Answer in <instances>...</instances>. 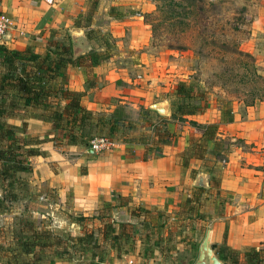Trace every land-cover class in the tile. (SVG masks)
<instances>
[{
	"label": "rangeland",
	"instance_id": "1",
	"mask_svg": "<svg viewBox=\"0 0 264 264\" xmlns=\"http://www.w3.org/2000/svg\"><path fill=\"white\" fill-rule=\"evenodd\" d=\"M149 1L153 6L152 10L141 14L140 18L148 32L146 48L140 52H143L142 58L149 64L155 83L147 85L148 88L143 93L145 97H140L143 98L142 103L101 102L98 111L92 113L95 116H106L119 109L123 119L129 122L137 118L140 109L150 110L149 106L153 103H166L168 114L160 116L163 118L160 123L163 129L173 133L175 141L183 136L187 147L190 139L199 136V131L206 125L203 122L217 124L214 137L206 144L201 159L192 158L190 163L191 159L180 158L182 151L177 154L182 167L193 166L186 194H177L161 207L128 197L118 200L115 196L108 206L101 202L92 213L81 215L85 219L77 225L74 221L79 214L68 213L69 192L58 187L41 191L14 175L12 192L17 195V203L0 200V256H7V260L0 258V264H52L53 254L60 250L75 257L77 264H108L113 255L126 264H189L197 254L204 231L211 228L215 216L221 215L224 199L218 194L217 175L226 160H238L241 164H247L251 160L264 159V104L260 101L261 93L258 91L262 88L264 90V0H203L201 3L196 0H172L181 2L182 8L189 14L171 21L165 20L170 8L167 0ZM208 2L213 3L212 8H209ZM189 3L196 4L197 8H204L206 12L210 10V15L208 12L206 14L207 22L197 18L195 7L188 6ZM107 22L104 14L95 21L91 19L92 27L84 31L87 33L86 43L81 45L85 47V51L88 48L87 52H97L103 61L118 53L113 40L106 33L108 31L104 29ZM209 36L214 38L213 44L202 46ZM220 42H224V47L217 45ZM67 43L65 40V44ZM0 47L10 50L4 42L0 43ZM98 47H102L103 51H96ZM244 64L248 68H243ZM14 66L17 71L22 68L20 65ZM236 71L246 76V86L237 83ZM131 76L137 81L136 87L139 86V81L145 80L136 78L134 71ZM146 80L147 84L151 82L150 79ZM180 82L186 88H193L195 92L205 93L209 106L203 113L172 117L174 106L178 104L176 88ZM220 84L223 86L220 87ZM136 97L139 98L137 95ZM249 101L252 104L247 106ZM184 102L186 103L185 100ZM191 102L198 101L194 99ZM180 103L183 101H179ZM224 104L230 110L229 123H220V111L225 108ZM10 111H15L13 120L0 119V130H4L2 124L7 123L15 127L14 138H38L43 133L31 130L25 135L20 134L23 119L39 116L37 105L27 103ZM199 115L204 120L200 123L194 121ZM151 129L143 126L146 134H152ZM53 136H57V132L51 135ZM119 138L116 135L111 142L120 141ZM152 140L153 136L150 142ZM65 142L64 140L62 144ZM69 146L77 149L69 151ZM57 148L63 149L62 154L68 158L74 152L84 155L86 151L81 145ZM199 175L204 177L202 188L194 186ZM5 184L0 187V194H6ZM32 199L36 203L30 202ZM24 206L36 210L35 213H25L24 217L32 221L38 243H52L56 241L54 238L60 240L59 247L35 248L34 260L21 255L13 259L20 247H7L14 223L12 214ZM27 238H30L29 233H23L22 239ZM252 253L254 252L247 254ZM58 255L63 259L66 256L62 253ZM228 255L229 262H236L237 254ZM261 255L263 259L264 253ZM261 264H264L263 260Z\"/></svg>",
	"mask_w": 264,
	"mask_h": 264
},
{
	"label": "crops",
	"instance_id": "2",
	"mask_svg": "<svg viewBox=\"0 0 264 264\" xmlns=\"http://www.w3.org/2000/svg\"><path fill=\"white\" fill-rule=\"evenodd\" d=\"M87 4L88 0H0V11L14 23V29L7 34L8 40L4 43L10 50L20 52L29 49L42 54L48 44H65L66 37L74 34L81 46L86 43L85 29H90L92 25L87 28L75 27L73 21L84 14ZM152 8L149 0L96 1L92 20L104 14L108 21L104 29L108 31L106 33L113 40L118 53L90 69L70 65L65 68L67 79L64 87L81 93L82 102L89 111H98L101 102L142 103L143 98L140 97H145L143 93L147 85L155 83L149 64L142 58L143 52H140L146 48L148 39L146 26L140 20L141 14L150 12ZM110 10L121 16L112 17ZM59 50L57 48L56 52ZM96 51L101 52L103 48L98 47ZM133 71L136 78H145L138 82V87L131 76ZM146 79L151 82L147 84ZM194 119L198 123L204 121L201 115ZM22 121L26 123L27 133L31 130L42 131L38 139L44 141L37 145L42 155L31 156L27 160L31 171L18 172L16 177L25 179L41 191L58 187L69 192L68 213L87 215L99 203H110L115 196L143 203L152 202L161 207L177 194H186L189 188V173L193 166L182 167L177 155L187 147L183 136L171 145L162 146L161 158H153L148 153L143 160L142 145H125L120 141H113L111 148L99 154L89 153L86 149L84 155L74 152L68 158L62 154L63 149L47 141L55 132L49 124L39 116ZM68 149L77 148L69 146ZM80 168H83V173H80ZM217 177L218 194L224 199L223 208L221 215L212 219L211 228H207L211 232L210 244L215 246L212 250L213 254L215 251L214 256L221 264H250L247 253L253 251L258 255L256 264H261L264 261V256L261 258L264 253V159L251 160L247 164L228 159ZM18 214L19 211H16L12 216ZM8 241L7 247H14L13 241ZM230 253L237 254L236 262L228 261ZM27 257L34 260L36 256ZM0 258L7 260L4 255ZM52 259V264H77L78 261L69 255L63 259L53 254ZM251 262L254 264V260ZM108 264L126 263L113 255Z\"/></svg>",
	"mask_w": 264,
	"mask_h": 264
},
{
	"label": "trees",
	"instance_id": "3",
	"mask_svg": "<svg viewBox=\"0 0 264 264\" xmlns=\"http://www.w3.org/2000/svg\"><path fill=\"white\" fill-rule=\"evenodd\" d=\"M96 1L88 0L84 14L73 21L75 27L87 28L91 25ZM167 1L170 8L165 20L171 21L189 14V12H185V9L182 8L181 2ZM188 1L190 2L191 0ZM196 1L198 3L203 2V0ZM208 3L209 8H212L213 3ZM188 6L195 7L197 18L202 19L203 22H207L206 14L208 12L210 15V10L206 12L200 6L197 8L196 4L189 3ZM181 10L182 12H179ZM109 15L117 18L121 16L119 13L113 14L111 10L109 11ZM176 24L182 25L180 22ZM66 40L67 44H63V42L56 45L48 44L42 54L33 53L29 49L19 52L0 47V119H12L16 107L33 103L38 106L40 119L49 124L53 131L57 132V136L50 137L47 140L51 141L54 147L81 145L88 149L89 142L93 139L105 138L111 141L114 136L119 135L120 142L125 145L139 144L143 146V160L146 159L148 153H151L153 158H161L163 155L160 152V148L171 145L175 141V136L172 132L163 129V125L160 123L163 118L158 114L148 109H140L137 112V118L129 122L123 119V114L119 109L111 111V114L106 116H95L85 108L81 99V93L70 91L64 87L67 79L65 74L67 65L90 69L97 66L100 61H103L99 54L93 50L73 57L70 38L67 36ZM213 41L214 38L209 36L208 40H205L201 45L213 44ZM217 45L224 47V42H220ZM57 48H60L59 52H56ZM246 56L249 57L248 55ZM14 65H20L22 68L17 71ZM242 67L248 68L247 64H244ZM249 70L254 71L253 69ZM235 75L239 85L246 86L248 84V80L243 73L236 71ZM254 76L258 78L256 74ZM185 86L183 82L177 85L176 97L178 104L174 106L172 117L177 116L181 118L182 116H190L196 113L201 114L209 106L205 93L195 92L193 88H186ZM222 86L223 84H220V87ZM12 91L13 94H11ZM258 91L261 93L260 101L264 104V90L262 88ZM194 99L198 102L190 103ZM179 101H183L185 104H179ZM251 104L252 101H249L247 106ZM230 121V110L225 105V108L220 111V123H229ZM152 123L154 124L151 125ZM143 126L151 127L152 134L150 132L146 134ZM2 127L4 130H0L3 131V133H0V187L3 186V183H6V194H0V200L17 203V195L12 192L15 183L14 175L16 176L18 172L26 173L31 171L27 160L31 156L42 155L37 149V145L44 140L24 137L14 138V126L4 123ZM216 128L217 124L204 125L201 131H199V136L190 139L189 146L182 151L180 158L182 160L201 159L206 144L212 141L214 137ZM20 134H26V123L24 121L20 124ZM151 136L154 137V140L150 142ZM64 140L66 142L62 144ZM83 172L80 171V173ZM117 199L122 200L123 198L118 196ZM30 202L36 203L33 199ZM103 205L108 206V203L104 202ZM29 212H36V210L24 206L20 209L19 214L13 218L14 223L10 231V239L13 241L14 247H20L19 253L13 256V259L18 255L26 257L31 255L34 258L35 253L33 251L35 248L43 249L60 246L59 238H54L56 241L52 243L41 244L37 242L38 235L32 221L24 217V214ZM84 219L85 217L79 215L76 217L74 223L79 225L80 221ZM23 233H29L30 238L23 240ZM211 249L214 250L215 246L211 245ZM60 253L65 254L67 257L69 255L66 254L65 250L63 252L60 250L56 253L57 256H60L58 255ZM69 256L71 257V255ZM257 256V253L248 255L250 264H252L251 260H254V264H256Z\"/></svg>",
	"mask_w": 264,
	"mask_h": 264
},
{
	"label": "water",
	"instance_id": "4",
	"mask_svg": "<svg viewBox=\"0 0 264 264\" xmlns=\"http://www.w3.org/2000/svg\"><path fill=\"white\" fill-rule=\"evenodd\" d=\"M3 40H8V36L5 35L3 37ZM70 42L73 57H76L79 53H83L85 51L84 47L79 46V40L76 35H70ZM149 109L159 116H165L168 114V106L166 105V103H153L149 106ZM88 152L92 153L93 151L88 150ZM194 186L197 188L204 187V177L202 175L197 176L194 182ZM210 233V229H206L204 231L203 237L197 247L196 257L191 264H221L212 252L210 244Z\"/></svg>",
	"mask_w": 264,
	"mask_h": 264
},
{
	"label": "built area",
	"instance_id": "5",
	"mask_svg": "<svg viewBox=\"0 0 264 264\" xmlns=\"http://www.w3.org/2000/svg\"><path fill=\"white\" fill-rule=\"evenodd\" d=\"M14 29V23L11 18L0 11V43L4 42L3 37ZM112 142L105 138H96L89 142L88 150L93 152H101L109 149Z\"/></svg>",
	"mask_w": 264,
	"mask_h": 264
}]
</instances>
